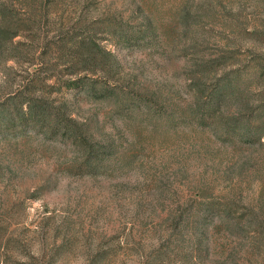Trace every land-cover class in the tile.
<instances>
[{
	"label": "rangeland",
	"instance_id": "374dc122",
	"mask_svg": "<svg viewBox=\"0 0 264 264\" xmlns=\"http://www.w3.org/2000/svg\"><path fill=\"white\" fill-rule=\"evenodd\" d=\"M0 9L15 32L0 108L47 113L0 118V264H264V0ZM89 37L113 76L80 62L73 42ZM62 103L77 142L55 122Z\"/></svg>",
	"mask_w": 264,
	"mask_h": 264
},
{
	"label": "trees",
	"instance_id": "16d2710c",
	"mask_svg": "<svg viewBox=\"0 0 264 264\" xmlns=\"http://www.w3.org/2000/svg\"><path fill=\"white\" fill-rule=\"evenodd\" d=\"M0 52L3 53L2 46H5L6 42L11 41V39L15 36L13 32L14 28L11 17L6 14V11L3 9H0ZM73 49L78 53V56L80 58V62L87 67L93 66L96 67L98 70L102 71L103 74H106V76H113L112 70L115 67L114 65L108 66V61L111 60L112 62L116 63L114 59V55L106 51L102 48H100L97 44L93 42V40L89 37V39H82L77 42H73ZM74 51V52H75ZM2 56V55H1ZM117 65V64H116ZM81 80L75 79V80H68L64 83L65 87H69L72 85H78ZM226 87V84H222L217 93L213 95L212 102L217 107L220 105L223 101V91ZM14 105L15 102H14ZM26 108L22 110L21 107H18L14 110L15 114L12 116H6L5 110L3 108H0V118H4L3 121L10 122V124H15L16 122H24L28 121L29 119H34L35 117H39L41 115H47L45 111V106L43 104H40L36 101H28L26 102ZM21 106H23L21 104ZM67 112V108L62 105L60 106V111L56 115L55 122L59 124L60 126V132L63 134V137L69 136L71 142H77L78 137L75 136L77 134V130L73 127L71 122H74L72 119L65 120V115ZM59 122V123H58ZM262 135V130H245V137H243L244 141H247L249 144H255L258 143L260 140V137ZM79 146L83 147L84 149V143H78ZM88 149V148H87ZM86 150V148H85ZM97 151L100 150H92L88 149L87 152L92 155L97 153ZM111 152V150L109 151ZM89 157V156H88ZM89 159V158H88ZM89 162V161H88ZM92 170L97 171L99 168L98 164L96 163H88Z\"/></svg>",
	"mask_w": 264,
	"mask_h": 264
}]
</instances>
